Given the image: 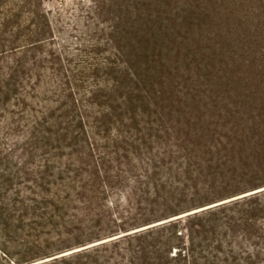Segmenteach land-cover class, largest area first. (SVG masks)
Here are the masks:
<instances>
[{
	"label": "trees",
	"instance_id": "16d2710c",
	"mask_svg": "<svg viewBox=\"0 0 264 264\" xmlns=\"http://www.w3.org/2000/svg\"><path fill=\"white\" fill-rule=\"evenodd\" d=\"M109 1L106 28L69 58L41 54L54 35L40 0H0V156L39 160L13 175L20 182L0 174V264H264L263 191L185 227L120 226L109 241L38 263L52 232L96 226L101 200L127 181L137 208L158 215L139 225L193 207L181 208L190 191L246 175L179 189L164 167L236 154L248 172L264 169V0Z\"/></svg>",
	"mask_w": 264,
	"mask_h": 264
},
{
	"label": "rangeland",
	"instance_id": "374dc122",
	"mask_svg": "<svg viewBox=\"0 0 264 264\" xmlns=\"http://www.w3.org/2000/svg\"><path fill=\"white\" fill-rule=\"evenodd\" d=\"M40 2L42 10L50 18L54 35L50 43H46L45 46L40 49L41 54L53 49L59 54L62 53L64 57L69 56L68 54L70 53H79L77 52L78 48H86L90 41L99 37L100 29L106 28V20H109L112 16L113 13L111 10L114 6L109 0H40ZM100 41H102V37ZM70 56L69 58H72V56ZM64 64L67 65V61H64ZM3 114L4 113H0V115ZM1 124L2 118L0 117V127L2 126ZM17 136L18 135L14 138ZM4 142V148L6 149H10V147L13 146L11 140L5 139ZM156 154H158V151L154 150L152 153L143 154V157H151ZM230 156H235V158H226L221 155H216L213 157V160L198 158L192 159L186 164H182L184 161H179V166L173 167L172 170L165 167L162 168L161 175H163V177L171 176L169 181L173 180V187L179 189L191 187L201 180L207 181L208 184H210L215 180H219V178L223 176L220 175L221 173L228 174L227 172H236L237 174L245 173L246 175L225 184H221L219 181L213 187L210 185L206 187L201 186L200 194L197 195L192 194V191H190L188 193L189 196L186 198L187 202L183 203L181 208L193 207L182 209V211L177 214L153 220L149 219L151 221L147 223L138 225L139 222H144V220H146L145 218H156L155 216L158 215L146 217L148 211L137 208V197L128 193L130 181L123 183L120 187L107 192L105 198L101 200L98 206L102 214L101 222L96 223V226L90 229L83 228L81 232H63L60 236L52 232L54 236L51 245L52 253L38 258V263L49 261L55 257L69 256L84 248L109 241L113 239L111 236L116 234L112 232L119 230L120 226H122V228H128V230H130L129 233L156 227L169 221H177L185 227L186 220L190 216L215 209L222 204H228L255 193L264 192V169L248 172L246 168L242 167L236 154ZM175 157H177V155H175ZM22 158V153L20 154L18 151L16 152L14 150L6 152L4 156H0V174L3 175V179L11 178L15 183L20 182V180H14L16 176L13 177V175H20L23 170L34 168L35 164L39 161L38 159H28L30 162H28V164H23L21 162ZM207 158H212V156H208ZM250 161H252V159H250ZM250 161L248 158L246 163H251ZM198 169L202 172L201 176L197 173ZM175 180H183L186 186ZM125 194L127 199H125ZM124 231L125 230H120L117 233H121L122 235L126 233ZM85 232H90L89 234L93 236V239L85 244L74 245L76 244L74 237ZM232 240L238 241V238L234 237ZM239 242L241 244L243 243L242 241ZM64 246L69 247L66 248ZM2 256H4V254L0 251V257Z\"/></svg>",
	"mask_w": 264,
	"mask_h": 264
}]
</instances>
